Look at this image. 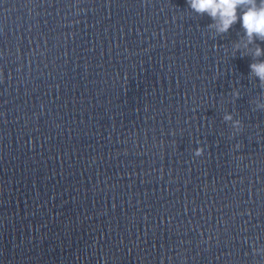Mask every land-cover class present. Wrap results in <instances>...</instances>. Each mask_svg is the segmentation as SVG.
Returning <instances> with one entry per match:
<instances>
[{
	"label": "water",
	"instance_id": "1",
	"mask_svg": "<svg viewBox=\"0 0 264 264\" xmlns=\"http://www.w3.org/2000/svg\"><path fill=\"white\" fill-rule=\"evenodd\" d=\"M213 23L188 0H0L10 264H264V57Z\"/></svg>",
	"mask_w": 264,
	"mask_h": 264
},
{
	"label": "clouds",
	"instance_id": "2",
	"mask_svg": "<svg viewBox=\"0 0 264 264\" xmlns=\"http://www.w3.org/2000/svg\"><path fill=\"white\" fill-rule=\"evenodd\" d=\"M192 11L199 15H207L214 22L210 25L219 34L228 33L234 25L240 24L243 29L242 42L235 45V52H247L256 45L252 54L259 58L264 57V47L258 42L264 43V0H188ZM252 72L260 81L264 82V60L250 65ZM227 119L231 120L232 117ZM237 129L241 125H236ZM204 149L195 152L196 156H202ZM264 249L257 250L259 252Z\"/></svg>",
	"mask_w": 264,
	"mask_h": 264
}]
</instances>
